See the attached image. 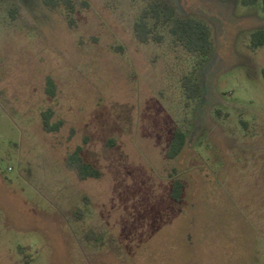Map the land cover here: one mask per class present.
<instances>
[{"label":"rangeland","instance_id":"obj_1","mask_svg":"<svg viewBox=\"0 0 264 264\" xmlns=\"http://www.w3.org/2000/svg\"><path fill=\"white\" fill-rule=\"evenodd\" d=\"M157 1L208 23L205 59L140 39ZM257 29L261 0H0V264H264Z\"/></svg>","mask_w":264,"mask_h":264},{"label":"trees","instance_id":"obj_2","mask_svg":"<svg viewBox=\"0 0 264 264\" xmlns=\"http://www.w3.org/2000/svg\"><path fill=\"white\" fill-rule=\"evenodd\" d=\"M259 0H242L244 5H254ZM262 8L264 10V0H261ZM148 20L161 21L163 24L169 26V31L173 35L174 39L180 42L187 51L192 54H196L202 60L205 59L212 51L213 43L211 30L208 23L202 19L193 16H179L173 5L161 1L153 2L149 7L145 8L138 20V25L141 27L140 39L142 41L147 40V34H150V27L148 26ZM147 27V28H146ZM251 44L254 47L264 46V30L257 29L251 33ZM264 74V70H263ZM184 88L186 94L192 98L199 93V85L195 81L184 82ZM54 83L51 78L47 80V92L53 94ZM52 116V111L47 110L42 113L43 127L47 131L57 130L60 127V122L51 124L50 118ZM184 142V134L182 131L176 130L171 143L170 157H175ZM81 148L78 147L74 155H76L75 160H78V153ZM77 158V159H76ZM79 169V174L82 178L98 177L100 172L98 169L91 167L89 162H79L77 165ZM182 193V183L176 180L173 184L171 196L175 199H179Z\"/></svg>","mask_w":264,"mask_h":264}]
</instances>
